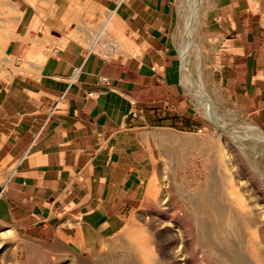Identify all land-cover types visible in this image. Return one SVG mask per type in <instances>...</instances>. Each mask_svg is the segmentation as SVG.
Here are the masks:
<instances>
[{
	"label": "crops",
	"instance_id": "1",
	"mask_svg": "<svg viewBox=\"0 0 264 264\" xmlns=\"http://www.w3.org/2000/svg\"><path fill=\"white\" fill-rule=\"evenodd\" d=\"M175 3L70 2L72 14L99 30L113 11L115 37L99 40L100 53L67 41L37 73L0 82V223L74 249L94 233V222L105 224L131 173L133 132L152 119L185 118L192 105L182 87ZM207 3L203 31L216 46L209 45L214 86L264 129V0ZM20 36L6 53L20 47Z\"/></svg>",
	"mask_w": 264,
	"mask_h": 264
},
{
	"label": "rangeland",
	"instance_id": "2",
	"mask_svg": "<svg viewBox=\"0 0 264 264\" xmlns=\"http://www.w3.org/2000/svg\"><path fill=\"white\" fill-rule=\"evenodd\" d=\"M65 1L0 0V82L10 86L17 76L37 73L67 41L93 47L99 25L72 14L68 4L75 0H67V8ZM207 2L201 0L189 37L188 22L178 15L183 89L192 104L187 117L152 119L133 132L131 173L105 224L94 222V233L74 249L0 223V264H264V141L249 126L264 129L214 86L209 45L216 46L203 31ZM17 8L34 10L21 15ZM113 13L100 23L107 30L102 39L113 35L107 23ZM19 32L20 47L6 53ZM17 49L19 59H12Z\"/></svg>",
	"mask_w": 264,
	"mask_h": 264
},
{
	"label": "built area",
	"instance_id": "3",
	"mask_svg": "<svg viewBox=\"0 0 264 264\" xmlns=\"http://www.w3.org/2000/svg\"><path fill=\"white\" fill-rule=\"evenodd\" d=\"M198 3H199L198 0H176L175 4H176V9H177L178 15L179 16L182 15V17L188 22V23H186V28H185L186 37H189L190 32H192L193 28L196 26V25L192 26V23H191L192 17H190V14L192 13V11L196 10L198 7H200L199 12H198V13H200V11H201V3H200V6H198ZM194 4H195V8H194ZM190 6H192V7H190ZM189 7H190V9H189ZM193 8H194V10H193ZM112 18H113V15H111V17H109L107 23H109V21L111 22ZM106 31L107 30H106V26H105L103 28V30L101 31L100 35L94 40V45L91 48L93 51H94V48H96V46L98 45L99 40H101L102 37L105 36ZM190 46H191V43H190ZM104 47H106V46H104ZM183 52H184L183 48L180 47V58H181V63H182V77H183V68L186 65L185 62H184V57H183L184 54H183ZM104 54H105V56H109L110 52H105ZM77 70L80 71V69L77 68V69H75L74 73ZM103 81L106 82L107 80L104 79ZM182 87H183V80H182Z\"/></svg>",
	"mask_w": 264,
	"mask_h": 264
},
{
	"label": "bare ground",
	"instance_id": "4",
	"mask_svg": "<svg viewBox=\"0 0 264 264\" xmlns=\"http://www.w3.org/2000/svg\"><path fill=\"white\" fill-rule=\"evenodd\" d=\"M198 6H200V3H201V0H198ZM190 7H192V6H190ZM190 7H189V9H190ZM194 8H195V4H194ZM194 8H193V10H194ZM199 9H200V7H198L196 10H194V11H192V13L190 14V17H192V21H191V23H192V26H194V25H196V22H197V15L198 14H196V13H198L199 12ZM249 128H250V130L253 132V134L254 135H256L258 138L257 139H259V140H262V141H264V134L260 131V129L255 125V124H250V126H249ZM230 134V133H229ZM228 134V135H229ZM236 137V136H235ZM258 140V141H259ZM235 141V140H234ZM236 144V143H235ZM244 144V143H243ZM243 146V145H242ZM245 146V145H244ZM247 146V145H246ZM250 146V145H249ZM240 148V147H239ZM237 150V149H236ZM259 151V150H258ZM257 151V152H258ZM252 152V151H251ZM205 153V152H204ZM243 153V152H242ZM253 154H256V153H253ZM258 155V154H257ZM221 156V155H220ZM217 157V156H216ZM206 158V157H205ZM249 158V157H248ZM256 158V157H255ZM260 158V157H259ZM263 161V160H262ZM261 162V161H260ZM264 162V161H263ZM262 162V163H263ZM257 163V162H256ZM222 166V165H221ZM256 167H258V166H256ZM260 167V166H259ZM257 170H258V168H257ZM259 173V172H258ZM220 174V173H219ZM261 177V176H260ZM262 177H263V175H262ZM224 178V177H223ZM197 190V189H196ZM166 191V190H165ZM177 191V190H176ZM217 191V190H216ZM173 192V191H172ZM175 192V191H174ZM221 192V191H220ZM237 192V191H236ZM162 193V192H161ZM224 193V192H223ZM206 194H208V193H206ZM220 194V193H219ZM226 194V193H225ZM172 195V194H171ZM173 195H175V194H173ZM155 196V195H154ZM152 197V196H151ZM164 197V196H163ZM169 197H170V195H169ZM175 198V197H174ZM230 198V197H229ZM168 199V198H167ZM185 200V199H184ZM150 201V200H149ZM170 201V200H169ZM168 201V202H169ZM174 202H175V200H174ZM235 202V201H234ZM187 203V202H186ZM232 203H233V201H232ZM234 206V205H233ZM238 206V205H237ZM236 206V207H237ZM235 207V206H234ZM175 210V209H174ZM242 210V209H241ZM173 211V210H172ZM237 211V210H236ZM235 211V212H236ZM243 211V210H242ZM158 213V212H157ZM237 213H239V212H237ZM240 214H241V211H240ZM242 214H243V212H242ZM247 214V213H246ZM237 215V214H236ZM170 216V215H169ZM171 217V216H170ZM239 217L241 218V216L239 215ZM249 217V216H248ZM245 218H246V216H245ZM172 219V218H171ZM243 220V219H242ZM241 221V220H240ZM248 222L250 221V219L249 220H247ZM242 222V221H241ZM250 223V222H249ZM254 226V225H253ZM250 227V226H249ZM181 228V227H180ZM247 228V227H246ZM258 228V227H257ZM135 229V228H134ZM245 229V228H244ZM182 230V229H181ZM246 230V229H245ZM244 230V231H245ZM251 230V229H250ZM247 231V230H246ZM135 232H137V231H135ZM179 232V231H178ZM183 232V231H182ZM249 232V231H248ZM136 234V233H135ZM140 234V233H139ZM185 234V233H184ZM251 234V233H250ZM240 236V235H239ZM251 236V235H250ZM250 236H248V237H250ZM146 237V236H145ZM242 237V236H241ZM240 237V238H241ZM252 237V236H251ZM243 238V237H242ZM245 238V237H244ZM247 238V237H246ZM253 239V238H252ZM146 241V240H145ZM243 241H245V240H243ZM249 242V241H248ZM251 242H252V240H251ZM63 244V243H62ZM61 244V245H62ZM247 244V243H246ZM249 245V244H248ZM256 245H257V243H256ZM66 246V245H65ZM132 246V245H131ZM243 246H244V244H243ZM264 247V246H263ZM62 248V247H61ZM132 249V248H131ZM246 249V248H245ZM249 249H251V248H249ZM260 251V250H259ZM258 251V252H259ZM72 252V251H71ZM74 252V251H73ZM81 253V252H80ZM255 253V252H254ZM261 254V253H260ZM76 256V255H75ZM138 256V255H137ZM141 258V257H140ZM261 258H263V257H261ZM79 259V258H78ZM82 262H85V261H82ZM243 262V261H242ZM241 262V263H242ZM79 263V262H78ZM148 264V263H147ZM244 264V263H243Z\"/></svg>",
	"mask_w": 264,
	"mask_h": 264
}]
</instances>
